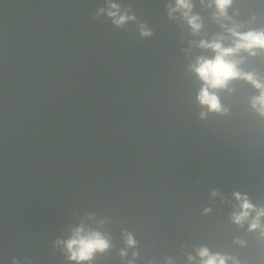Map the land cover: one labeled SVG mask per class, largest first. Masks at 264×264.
Wrapping results in <instances>:
<instances>
[{"label":"water","instance_id":"1","mask_svg":"<svg viewBox=\"0 0 264 264\" xmlns=\"http://www.w3.org/2000/svg\"><path fill=\"white\" fill-rule=\"evenodd\" d=\"M168 2L121 0L153 30L142 37L135 22L94 16L104 0H0V264H76L52 241L81 220L112 243L93 264H189L201 245L264 264L260 230L230 219L233 191L264 206L257 90L232 81L219 92L228 113L201 119L188 64L213 55L195 42L223 29L207 0H193L199 35ZM228 11L242 30L264 28V0ZM243 55L264 77V54ZM124 231L137 244L122 260Z\"/></svg>","mask_w":264,"mask_h":264},{"label":"clouds","instance_id":"2","mask_svg":"<svg viewBox=\"0 0 264 264\" xmlns=\"http://www.w3.org/2000/svg\"><path fill=\"white\" fill-rule=\"evenodd\" d=\"M200 3L205 4V0H200ZM233 3L234 0H207V7L213 9L212 19L223 31L214 33L211 38L195 42L197 47L211 50L213 55H197L188 64V70L201 82L196 93V101L202 109L199 113L201 119L206 118L208 113H228L229 109L222 103L219 92L232 91L229 85L238 79L246 81L257 90V94L249 99V104L254 112L264 117V77L254 70H245L242 67L246 59L243 54L251 57L264 54V28L249 27L242 30V25L229 14L228 10ZM194 6L193 0H169L165 5L170 19L179 17L187 23L193 35H199L204 26L203 18L193 11ZM94 16H106L119 28L124 27L128 22H135L140 36L153 35V30L144 21H138L132 6L122 4L121 0H104L103 5L95 9ZM252 18L255 19V16ZM225 41L229 42L225 43ZM211 194L220 195L217 189H212ZM232 196L237 201V206L230 214L231 221L239 226L247 223L249 232L259 229L260 235L264 237V206L253 203L247 193L233 191ZM210 211V207L203 209L205 214ZM88 215L91 218L92 214ZM99 223L102 224L104 221L101 220ZM122 236L126 247L121 248L119 254L123 260L127 257L128 248H134L137 241L130 231H124ZM235 242L242 246L245 243L239 238H236ZM52 244L68 261H74L76 264H85V262L93 264L97 253L104 254L112 248L107 234L97 228L89 227L83 220L70 227L66 238H57ZM194 251L195 256L188 254L189 264H229V262L241 264L237 257L227 252H214L206 245H201ZM137 255L136 251L132 252L133 258ZM12 264H20V261L13 257ZM127 264H135L134 259H128ZM149 264L152 262L149 261ZM167 264H174L171 257L168 258Z\"/></svg>","mask_w":264,"mask_h":264}]
</instances>
